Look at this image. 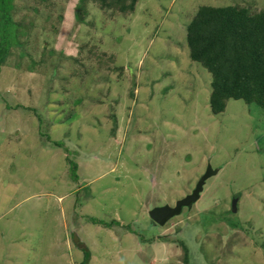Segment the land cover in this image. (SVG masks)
I'll return each instance as SVG.
<instances>
[{"label": "rangeland", "instance_id": "rangeland-1", "mask_svg": "<svg viewBox=\"0 0 264 264\" xmlns=\"http://www.w3.org/2000/svg\"><path fill=\"white\" fill-rule=\"evenodd\" d=\"M37 1L0 19V264H264V110L213 116L185 43L200 7L264 0L88 4L82 20L79 0ZM208 166L198 201L154 227Z\"/></svg>", "mask_w": 264, "mask_h": 264}, {"label": "trees", "instance_id": "trees-1", "mask_svg": "<svg viewBox=\"0 0 264 264\" xmlns=\"http://www.w3.org/2000/svg\"><path fill=\"white\" fill-rule=\"evenodd\" d=\"M13 1L0 0V19L11 18ZM47 1L37 2L44 5ZM139 1L79 0L75 19L82 20L88 4L103 11L109 10L116 16H129L134 14ZM0 23L3 26L1 20ZM13 43L16 42L11 41L1 47L6 52ZM185 43L190 60L211 76L208 107L213 116L224 114L230 101H241L264 110V12L239 6L200 7L185 28ZM22 53L20 57L25 58V53ZM43 60L40 66H43ZM31 64L36 65V62L31 59ZM99 65L107 66L102 60ZM123 70L112 68L113 72L121 71V74ZM159 238L168 240L161 236ZM181 247L187 253V249L183 245ZM89 261L90 254L85 251L80 264H89Z\"/></svg>", "mask_w": 264, "mask_h": 264}, {"label": "water", "instance_id": "water-1", "mask_svg": "<svg viewBox=\"0 0 264 264\" xmlns=\"http://www.w3.org/2000/svg\"><path fill=\"white\" fill-rule=\"evenodd\" d=\"M213 174L214 172H212L210 166H208L206 173L201 177V179L196 184L194 190L190 195L177 201L174 207L166 205L164 207L153 208L148 213L151 218V221L158 226H164L170 219L179 216L184 208L190 207L192 206V204L198 201L200 197V192L204 187L205 181L208 178H210ZM232 205H233L232 211L235 212L236 201H233ZM74 237L75 236H73V238ZM76 242H78V240Z\"/></svg>", "mask_w": 264, "mask_h": 264}, {"label": "flooded vegetation", "instance_id": "flooded-vegetation-1", "mask_svg": "<svg viewBox=\"0 0 264 264\" xmlns=\"http://www.w3.org/2000/svg\"><path fill=\"white\" fill-rule=\"evenodd\" d=\"M173 206H174V204L172 205V207H173ZM151 223H152V225H153V226H155V225H156V224H155V223H153L152 221H151Z\"/></svg>", "mask_w": 264, "mask_h": 264}, {"label": "clouds", "instance_id": "clouds-1", "mask_svg": "<svg viewBox=\"0 0 264 264\" xmlns=\"http://www.w3.org/2000/svg\"><path fill=\"white\" fill-rule=\"evenodd\" d=\"M210 168H211V167H210ZM236 203H237V202H236ZM174 206H175V204H174ZM174 206H173V207H174ZM236 211H237V208H235V212H236ZM232 212H233V211H232ZM235 212H234V213H235ZM172 219H173V218H172Z\"/></svg>", "mask_w": 264, "mask_h": 264}]
</instances>
